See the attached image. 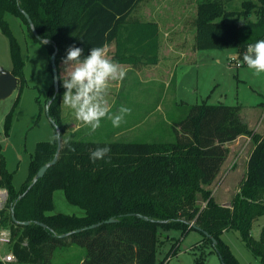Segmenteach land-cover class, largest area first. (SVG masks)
Instances as JSON below:
<instances>
[{
  "label": "trees",
  "instance_id": "obj_1",
  "mask_svg": "<svg viewBox=\"0 0 264 264\" xmlns=\"http://www.w3.org/2000/svg\"><path fill=\"white\" fill-rule=\"evenodd\" d=\"M143 1L0 0V28L9 39L11 73L19 80L18 90L27 86L25 61L7 16L19 18L34 40L41 42L24 12L30 16L39 36L49 40L50 60L58 48L60 75L62 58L72 45L84 49L86 55L91 47L106 48L117 41L113 60L157 63L155 55H148L158 51L157 24L127 25ZM231 2L199 1L197 50L233 49L242 58L248 44L264 39V0H243L237 11L229 10ZM125 44L126 50L139 51L140 55L120 58L119 48ZM64 91L60 81L55 100V88L47 100L49 119L60 128L62 147L57 163L43 178L30 188L39 170L54 160L58 140L37 145L30 174L20 189L13 185L14 175L0 154V190L8 193L0 211V227L12 232L11 250L17 264H53L55 252L71 245L86 250L81 264H156L162 233L178 231L181 236L172 238L163 264L178 254L193 229L203 234L202 245L211 247V253L218 254L223 264H241L223 240L232 230L240 233L248 249L264 264V227L259 240L251 233L254 222L264 216V136L250 129L241 106L207 102L188 106L185 115L173 124L171 141L158 137L151 142L119 141L113 134L98 133L75 139L66 136L62 120ZM13 111L6 121L7 133ZM242 136L250 137L255 148L239 192L224 206L210 187L230 156L229 145ZM104 146L111 151L93 163L90 152ZM58 190H63L68 202L83 209L85 215H48L54 210ZM110 219L116 221L105 223ZM0 264L10 263L0 260Z\"/></svg>",
  "mask_w": 264,
  "mask_h": 264
},
{
  "label": "rangeland",
  "instance_id": "obj_2",
  "mask_svg": "<svg viewBox=\"0 0 264 264\" xmlns=\"http://www.w3.org/2000/svg\"><path fill=\"white\" fill-rule=\"evenodd\" d=\"M199 1L201 0H144L137 6L127 25L148 22L157 24L158 51L156 54L148 53L155 55L157 63L147 64L142 61L128 64L113 60L117 41L105 48L106 55L126 72L123 79L109 82L106 99L110 111L118 114L123 105L130 108L131 112L125 115L118 128L113 127L111 121L105 118L100 128L90 132L89 127L78 121L72 111L61 103L66 136L79 139L98 133L100 136L113 134V138L119 141L151 142L156 137L171 141L174 139L173 124L185 115L186 107L204 102L211 105L224 103L228 106L260 108L261 117L264 118V73L257 75L247 65L239 69L231 66V58H238L233 49H196ZM242 1L233 0L229 10H240ZM6 20L21 46L27 86L22 91L17 89L12 96L0 101V154L5 158L8 171L14 175L13 185L20 189L30 174V163L37 145L45 141L54 142L50 140V136L57 130L47 115V100L54 88V75L47 45L36 42L19 18L9 15ZM126 45L119 48L120 58L140 55L139 51L126 50ZM0 68L7 72L13 69L9 39L1 28ZM60 68L62 73L63 63ZM12 111L11 128L7 133L6 121ZM257 119L260 120L259 116ZM251 150L253 143L245 140L230 147L231 156L226 168L230 167L236 156L240 158L238 163L245 161ZM0 191L6 194V199H0L1 211L8 193L5 189ZM201 205L203 207L204 203ZM56 214L80 217L85 215V211L70 204L64 191L58 190L54 193V210L48 215ZM263 227L264 216L254 222L251 233L256 240L261 238ZM180 236L178 231L162 233L156 264H160L170 252L174 240L172 238L178 239ZM203 238L200 231H189L178 254L169 258V264H223L218 254L211 253V247L205 248L202 245ZM223 240L241 264H260L239 232L229 231L223 235ZM11 243L1 246L0 260L1 257L13 254ZM85 252L84 248L76 245L58 249L54 254L53 264H81ZM15 261L16 259L12 263L17 264Z\"/></svg>",
  "mask_w": 264,
  "mask_h": 264
},
{
  "label": "clouds",
  "instance_id": "obj_3",
  "mask_svg": "<svg viewBox=\"0 0 264 264\" xmlns=\"http://www.w3.org/2000/svg\"><path fill=\"white\" fill-rule=\"evenodd\" d=\"M62 59L64 69L59 75L65 89L62 105L70 109L78 121L88 126L90 132L100 128L105 118L118 128L131 109L121 105L118 114L111 112L106 96L109 82L123 79L125 70L106 55L105 46L91 47L85 55L84 49L72 45ZM242 59L255 74L264 73V39L248 44ZM59 138V130L50 136L51 141ZM110 151L109 146L97 147L90 152V159L93 163L98 159L103 160Z\"/></svg>",
  "mask_w": 264,
  "mask_h": 264
},
{
  "label": "crops",
  "instance_id": "obj_4",
  "mask_svg": "<svg viewBox=\"0 0 264 264\" xmlns=\"http://www.w3.org/2000/svg\"><path fill=\"white\" fill-rule=\"evenodd\" d=\"M196 55L197 52L195 53L194 57H196ZM242 114L247 119L250 129H252L257 134L264 136V118L261 117L262 109L245 108L242 106ZM258 116L260 120L257 119ZM241 140H245L247 143L252 142L250 137L242 136L239 139H237L235 142L231 143L229 145V148L239 145ZM254 148L255 147L253 145V150ZM253 150H251L250 154L246 156L245 161L242 160L241 163H238L240 161V158L236 156L235 157L236 159L231 162L230 167L227 169L226 165L230 161V156H231V152H230V156L226 161V163L224 164L221 174L219 175L217 180L213 183V185L210 187L211 190L213 191L214 198L221 205L224 206L229 205L232 199L235 197V195L239 192L240 185L246 178L248 163ZM225 169H227L226 172H224ZM1 260L3 261V257H1Z\"/></svg>",
  "mask_w": 264,
  "mask_h": 264
},
{
  "label": "water",
  "instance_id": "obj_5",
  "mask_svg": "<svg viewBox=\"0 0 264 264\" xmlns=\"http://www.w3.org/2000/svg\"><path fill=\"white\" fill-rule=\"evenodd\" d=\"M24 15L25 17L27 18L30 26H31V29H32V32L34 33V35L43 43L45 44H48L49 43V40L47 39H42L37 30L35 29L34 25H33V22L30 18V16L24 12ZM58 48L55 47V51L54 53L52 54L51 56V65H52V70H53V75H54V88H55V95L52 99L55 100L56 96L58 95L59 91H60V80H59V71H58V67H57V55H58ZM18 86H19V80L17 77H15L11 72H7V71H4L2 68H0V101L1 100H5L7 98H9L10 96H12L18 89ZM47 115L49 117V110H48V107H47ZM52 124L55 126L56 130H59L60 132V128L55 124V122L51 121ZM61 147H62V140H61V137L58 139V151H57V154L54 158V160L46 165H44L40 170L39 172L37 173L36 177L34 178L33 180V183L31 185L30 188H32L39 179L43 178L47 172V170L55 165L58 161V158H59V153H60V150H61ZM12 217H13V220L16 221V218H15V210L13 209L12 210ZM116 220L114 219H110L108 221H106L105 223H113L115 222ZM22 225H29L30 222H23L21 223ZM100 224H96V225H93L91 226V228H96L98 226H100ZM44 226V225H43ZM45 227V226H44ZM207 235V234H206ZM67 235H62L61 237H66ZM209 236V235H207ZM214 244H216V240H214ZM222 260V259H221Z\"/></svg>",
  "mask_w": 264,
  "mask_h": 264
},
{
  "label": "built area",
  "instance_id": "obj_6",
  "mask_svg": "<svg viewBox=\"0 0 264 264\" xmlns=\"http://www.w3.org/2000/svg\"><path fill=\"white\" fill-rule=\"evenodd\" d=\"M237 56L231 58V66H233L234 68L236 69H239V68H243L246 64L243 62V59L240 58L238 56V58H236ZM236 58V59H235ZM0 199L3 201L4 199H6V194L5 193H2L0 191ZM206 207V203H204L203 205V208ZM12 236H11V231H9L8 229H3L0 227V248L2 245L4 244H9L11 243V239ZM15 260V256L13 254H8L6 256L3 257V261L5 263H12L13 261ZM169 261L170 259L166 260L163 264H169Z\"/></svg>",
  "mask_w": 264,
  "mask_h": 264
}]
</instances>
